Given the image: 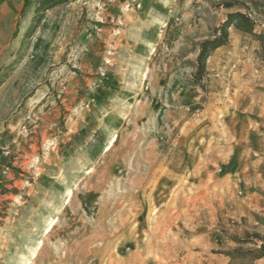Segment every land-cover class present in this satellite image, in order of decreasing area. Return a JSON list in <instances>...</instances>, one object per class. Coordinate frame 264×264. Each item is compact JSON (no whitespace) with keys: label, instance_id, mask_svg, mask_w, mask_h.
Masks as SVG:
<instances>
[{"label":"rangeland","instance_id":"obj_1","mask_svg":"<svg viewBox=\"0 0 264 264\" xmlns=\"http://www.w3.org/2000/svg\"><path fill=\"white\" fill-rule=\"evenodd\" d=\"M22 6L0 0V264H222L235 248L226 234L252 228L200 182L218 165L208 102L234 69L215 76L209 58L200 86L192 76L227 11L72 0L25 37L35 0ZM152 25L161 36L145 44ZM248 38L222 66L255 53L264 67V45ZM114 71L123 92L98 90Z\"/></svg>","mask_w":264,"mask_h":264},{"label":"crops","instance_id":"obj_2","mask_svg":"<svg viewBox=\"0 0 264 264\" xmlns=\"http://www.w3.org/2000/svg\"><path fill=\"white\" fill-rule=\"evenodd\" d=\"M141 37L145 44L156 43L161 36L156 31V26L152 25ZM107 39H111L108 33ZM233 40H232V38ZM249 37V36H248ZM247 36H242L234 29L230 30L229 45L220 47L213 52V65L211 69L215 71V76L225 75V69L233 71L230 85L224 86L220 83L222 90L216 94V98L209 99L207 115L211 124L212 143L209 144L213 152L214 160L217 161L213 175L208 179H201L200 182L214 185L215 199L218 198L221 208L225 201H230L234 207L233 216H239L244 223H252V228L259 231L258 227L264 231V67L253 56L244 60L232 61L231 65L225 63L221 65L222 53L230 55L236 53L237 42L248 41ZM246 44V43H243ZM245 48H242V51ZM232 56V55H231ZM250 59L254 61L251 62ZM226 60H230L226 57ZM243 77V78H242ZM100 85L98 90L104 93L114 94L116 91L123 92L125 80L121 74L112 72L111 74L100 73L98 77ZM226 87V89H224ZM228 90V91H227ZM122 98V97H121ZM115 101V99H114ZM131 103L119 104L121 107ZM116 104H107V106ZM204 115V114H203ZM205 116V115H204ZM204 148V147H203ZM205 150V148H204ZM233 197V198H232ZM233 199V201H232ZM205 228L204 224L198 226ZM222 264L228 263V258L223 257ZM263 263L264 259L256 261Z\"/></svg>","mask_w":264,"mask_h":264},{"label":"trees","instance_id":"obj_3","mask_svg":"<svg viewBox=\"0 0 264 264\" xmlns=\"http://www.w3.org/2000/svg\"><path fill=\"white\" fill-rule=\"evenodd\" d=\"M31 0H23L22 11L26 10ZM72 0H35L34 17L25 37L42 21L46 12L52 8L67 4ZM213 8L226 10L223 22L212 30L211 36L201 41L196 53L195 71L192 84L200 86L205 77L206 63L213 52L229 44L230 29L242 36H249L259 46L264 45V0H203ZM235 245L229 251L221 252L228 258V264H254L264 259V235L254 228L243 230L240 234L227 235Z\"/></svg>","mask_w":264,"mask_h":264}]
</instances>
